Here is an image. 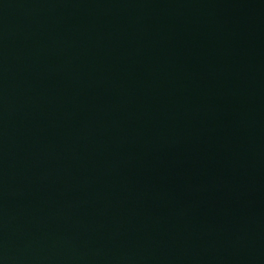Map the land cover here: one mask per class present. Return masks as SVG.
<instances>
[{
  "label": "water",
  "instance_id": "1",
  "mask_svg": "<svg viewBox=\"0 0 264 264\" xmlns=\"http://www.w3.org/2000/svg\"><path fill=\"white\" fill-rule=\"evenodd\" d=\"M0 264H264V0H0Z\"/></svg>",
  "mask_w": 264,
  "mask_h": 264
}]
</instances>
